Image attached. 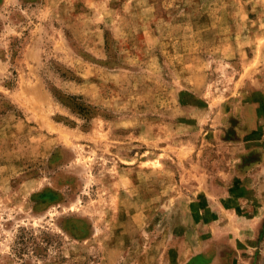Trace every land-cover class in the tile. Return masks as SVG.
Here are the masks:
<instances>
[{"label":"rangeland","instance_id":"1","mask_svg":"<svg viewBox=\"0 0 264 264\" xmlns=\"http://www.w3.org/2000/svg\"><path fill=\"white\" fill-rule=\"evenodd\" d=\"M0 264H264V0H0Z\"/></svg>","mask_w":264,"mask_h":264}]
</instances>
